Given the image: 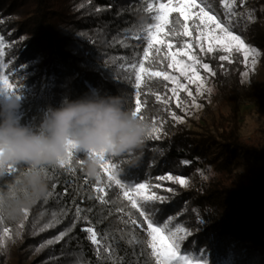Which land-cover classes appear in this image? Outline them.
<instances>
[{"label": "trees", "instance_id": "16d2710c", "mask_svg": "<svg viewBox=\"0 0 264 264\" xmlns=\"http://www.w3.org/2000/svg\"><path fill=\"white\" fill-rule=\"evenodd\" d=\"M224 1L205 3L224 19ZM249 4L256 19L243 33L261 54L259 75L250 86L242 81L240 52H233L232 60L224 62L219 59L224 55L222 50H201L194 29L192 38L183 34L181 25L187 22L179 12H171L163 34L173 49L186 48L192 41L195 57L210 66V72L203 74L212 95L232 109L231 123L217 133L204 135L176 124L171 115H182V111L174 102L172 83L147 77L138 90L140 115L151 126L153 121L156 127L162 125L163 132L159 138H147L132 153L109 156L119 178L125 179L130 171L136 182L148 183L153 193L165 197L163 202L146 204V209L154 210L152 218L186 229L182 249L205 255L210 264H264V138L258 145L242 141L237 118V103L242 97H257L264 92V0H249ZM145 7L142 0H0V35L8 43L4 62L9 83L20 100V123L39 131L49 108L89 96H119L126 110H134L135 77L122 65L142 62L147 42L136 37L143 35L141 25L152 22L148 19L151 14L143 11ZM175 18L181 22L176 25L177 34L170 31ZM150 52L146 68L175 73L168 67L171 61L166 45H155ZM215 150L220 157L211 161L209 155ZM211 164L221 177L198 181L188 191L167 179L169 175L197 178L198 171ZM26 167L8 168L0 178L2 192ZM83 167L74 157L63 169L48 168L52 195L38 201L22 221L0 218L1 232L7 228L13 240L3 233L0 264H155L146 245L129 243L133 236L142 241L146 233L120 222L121 217L128 218L117 211L122 205H128L125 211L139 216L123 198L122 189L108 181L102 169L99 179H89ZM240 167H244L243 173L237 172ZM162 176L165 179H158ZM109 183L112 187L105 190V199L116 202L102 204L96 197L104 193L96 188ZM77 207L82 210L79 219ZM53 212L57 213L55 219ZM89 226L98 233L99 245H93L89 234L82 231ZM121 229L132 235L123 234L121 238ZM108 245L110 252L102 251L98 256L97 247Z\"/></svg>", "mask_w": 264, "mask_h": 264}, {"label": "clouds", "instance_id": "9594fccd", "mask_svg": "<svg viewBox=\"0 0 264 264\" xmlns=\"http://www.w3.org/2000/svg\"><path fill=\"white\" fill-rule=\"evenodd\" d=\"M6 93L0 104V178L9 166L27 167L0 192V217L22 221L26 211L47 199L50 193L47 169L58 167L71 150L83 154V172L89 179L100 177L98 154L118 156L140 149L152 126L126 110L122 97L89 96L65 100L49 108L39 131L22 125L17 118L20 100Z\"/></svg>", "mask_w": 264, "mask_h": 264}, {"label": "snow or ice", "instance_id": "6c2138e0", "mask_svg": "<svg viewBox=\"0 0 264 264\" xmlns=\"http://www.w3.org/2000/svg\"><path fill=\"white\" fill-rule=\"evenodd\" d=\"M144 4H146V7L143 9V11L147 14H151L148 16V19H150L152 22L147 23L145 25L140 26V32L144 33V35H138L136 39H142L147 42V48L143 52V57L145 60L149 57V50L153 48L154 44H164L165 41L160 38V34L165 31V26L169 24V14L171 12H179L180 15L184 18L185 21L189 20L192 16H195V21H199L198 24H196L195 30L199 32V40H200V47L201 50H203L204 41H208L207 46V52L211 53L213 52L217 45L220 47V49L223 50V52L231 53L233 50L237 52H243L244 53V59L248 60L249 55L255 54V49H250L244 42V40L241 38L240 35L233 34L232 28V16L229 15L226 19L222 20L218 15H216L211 10H206L207 5L205 4V0H178V3L175 7L172 6V0H169V3L167 5L160 4L158 8L154 7V0H142ZM235 2V0H233ZM204 5V6H202ZM192 9H196V12H192ZM234 15V14H233ZM181 22L179 18H175L173 21V27L170 29V31L173 34H177V28L176 25H180ZM183 28V34L184 35H191V32L189 31L188 25L183 24L181 25ZM168 47L171 48L172 44L169 43ZM189 48L192 47L191 44L188 45ZM160 50L157 49V52ZM177 55L184 56L189 55L187 52L180 51L179 53H171V63L168 64L169 68H174L176 71L180 73V76L186 77L189 79V81H192L193 76L198 80L200 79L199 73L197 72L196 65L200 64V61L193 55H189V59L192 61V63H185L182 60L177 59ZM220 60H227L229 59L226 55H221L219 57ZM125 70L132 72L135 77V105L134 110H132L133 116L143 120V116L140 115L141 113V99H140V92L138 91L140 89V81H141V74H147L149 72V69L145 67L144 63L141 62L137 66L136 63H131L128 65H122ZM202 67L206 70H211L210 66L207 63L202 64ZM192 73V75H189V73ZM162 76L164 80L171 81L175 78L171 75H168L165 72L161 71H152L151 75L149 76V79L151 77H160ZM126 79H131V76L125 77ZM184 85L177 82L176 88L172 89L173 93H176L179 89L183 88ZM0 90H4L10 93H15V88L12 84L9 83V80L7 77H0ZM189 96L192 95V92L188 93ZM17 98H19L17 96ZM180 106V105H178ZM175 118V117H174ZM160 132V128L155 126V122L153 121L152 125V131L149 137H155L159 138L157 135ZM99 158L102 161L101 169L104 172L110 173L107 177L108 181L114 183L115 185L119 186L120 189H123V198L128 201L130 205V209H135V211L139 214L138 217H135L131 210L125 211L126 208H128V205H122L121 207L117 208V211L123 212L125 216H127V219H124L123 217L120 218V222L123 223L126 226H136L140 228L143 232L146 233V237L141 240H136V237L133 236V240H130L129 243H133L134 241L136 243H143L146 245L147 249H150V257L155 258V264H203L201 261H194L187 255L181 254V241L184 239L180 233L186 232V229L182 227H176L175 230H172L169 228V223L165 222L163 224H160L159 222L155 221L152 218L153 209H146L144 205H142L137 197H141L143 200L146 201H160L163 202L165 197L158 196L155 193H152L151 195H143L145 190L149 188V185L146 183H138L136 182L132 176L131 172L129 171L127 173V176L125 179L118 178V173L114 171L116 165L113 164L108 156L103 154H98ZM76 158V160L80 164H84V157L83 154L77 155L71 150H69L68 153V159L64 162H61L59 165L60 168H65L67 165L71 164L73 162V158ZM187 163V162H184ZM9 170H11V166H9ZM11 180V177H9ZM99 179V178H98ZM158 179H165V177H159ZM169 180H175L178 181V183L181 186L187 185V180L179 177H172L169 175L167 177ZM112 183L105 184L103 187L96 188V191L98 193H104V196H98L96 197L100 203L102 204H108V203H115L116 201H109L105 199V196H107L106 189H111ZM55 187V185H53ZM156 187H159L157 185ZM4 188L3 184H0V192H2ZM167 191H172V189H167ZM52 193H49V196H51ZM119 200V197H117ZM122 203V202H121ZM82 210L77 207L76 209V216L77 219L80 218V212ZM27 211L25 212L26 215ZM53 218L57 216V213L53 212ZM2 218V217H0ZM142 218V219H140ZM86 220L87 217H84ZM146 223L147 228H144V224ZM50 226V225H48ZM82 231H85L89 234L88 239L91 241L93 245H99L100 241H98V233L95 231V229L91 226L83 228ZM123 234L132 235L131 231H128L125 233L124 229L120 230ZM8 229H4V234L7 235ZM61 236L64 235V233L60 234ZM109 233H106L103 239L108 238ZM48 243H51V241H48ZM111 246L108 245L106 247H97V255L100 256L103 252H110Z\"/></svg>", "mask_w": 264, "mask_h": 264}, {"label": "rangeland", "instance_id": "374dc122", "mask_svg": "<svg viewBox=\"0 0 264 264\" xmlns=\"http://www.w3.org/2000/svg\"><path fill=\"white\" fill-rule=\"evenodd\" d=\"M168 3H169V0H154V7L158 8L160 4L167 5ZM177 3H178V0H172L173 7H175ZM223 6H224V14H225L224 19H226L229 15L232 16L233 26L231 30L233 31V34L240 35L241 38L244 40L245 44L250 49H255V54L249 55L248 60H245L244 53L242 51L240 52L242 59H243V66H244V72L242 74V81L244 85L250 86L252 84V80H257V76L259 75V59H260L261 54H260V50L255 45L248 42L247 37L243 33V31L244 29H246L247 26L251 24V22H253L256 19L255 11L251 8L249 4V0H235V2H233V0H225L223 3ZM206 10H211L208 5H207ZM191 11L194 13L197 10L192 9ZM194 21H195V16H192L189 20L186 21L189 31L191 32L190 36L186 35L187 37L192 38L193 29L195 30L196 24L199 23V21H196L195 23ZM196 32H197V36L199 39V32L198 31ZM164 33L165 31L160 34V38L163 40H164V37H163ZM168 44L169 43L165 42L164 44H154L153 46L166 45L170 61H171V53H179L180 51H184V52H187L189 55L195 56L193 53L192 41L188 42L187 47L183 49H173L172 47L169 48ZM189 44L192 45L191 48L188 47ZM7 46H8V43L4 40L3 36L0 35V77L8 78V75L6 73L7 65L4 62V53H5V48ZM207 46H208V41L205 40L203 50L207 51ZM150 50H149V56L151 54ZM215 50H222V49H220V47L217 45ZM233 52H235V50H233L231 53L224 52V55L229 57V59L224 60V62H230L232 60L231 56ZM189 55H184V56L177 55V59L182 60L185 63H192V61L189 59ZM145 61L146 60L143 57L142 62L145 63ZM196 69L200 76V79L198 80L195 78V76H193L192 81H189L188 78L180 76V73L176 71L175 69H174L175 73L171 74V76L175 78L174 80L170 81L174 88H176L177 82L184 85L183 88L179 89L176 93H173L174 98H175L174 102L176 106L182 111V115L180 114L177 115L174 113L171 115V117L172 119H174L176 124L183 125L187 129L195 133H198L199 135H204L209 132L217 133L218 129L222 130L223 126L226 127L231 123L232 109L221 98H215L212 95L210 87L208 86L207 80L205 79L204 74H203V72H210V71L204 69L202 67L201 62L200 64L196 65ZM151 72L152 71L149 70L147 74H141L140 85L143 83L145 78L151 75ZM189 75H192V73L190 72ZM160 77L163 78L162 76ZM189 92H192L191 96L188 95ZM5 97H6V93L1 91L2 103L4 102ZM237 105L239 108V113L237 114V118H238V123L240 124V131H239L240 139L246 143H249L250 145H258L264 138V133L262 132L264 128V92H262L261 95L257 97H244V98L242 97L237 103ZM16 115H17V118L19 119L18 113ZM157 127L160 128V132L157 134L158 136H160V134L163 132V129H162L163 127L162 125H158ZM217 157H220L219 152L218 150H215L214 154L209 155V160L214 161ZM108 158L110 160L109 156ZM114 171L118 173L116 167ZM243 171H244V167H240L237 170V172L239 173H243ZM105 173L107 174V176L110 174L107 172ZM198 173L199 174L197 178L194 175H191L190 177L177 176L179 178H183L187 180L188 182L187 185L182 186L185 191H188L191 188V186L196 185L198 181L210 180L212 178L221 177L220 174L215 169L214 164L201 168V170H199ZM118 178H119V175H118ZM143 183H146V182H143ZM152 193L153 191L151 187L149 186V188L145 190L143 195L147 196V195H151ZM137 199L146 208V204L149 201L143 200L139 196L137 197ZM176 227H180V226H176ZM176 227L171 226L169 223V228H171L172 230H175ZM3 233L1 232V229H0V252L1 253H3V250H4L3 249L4 241L2 237ZM180 235H182L185 238L186 232H182L180 233ZM5 237H7L9 240L13 242L10 232H8L7 235H5ZM183 240L180 242L181 243V254L189 256L194 261H201L203 262V264H210L208 257H206L203 254L185 252L182 249ZM220 264H229V263L227 261H224Z\"/></svg>", "mask_w": 264, "mask_h": 264}]
</instances>
